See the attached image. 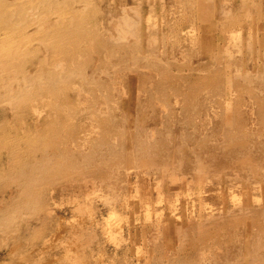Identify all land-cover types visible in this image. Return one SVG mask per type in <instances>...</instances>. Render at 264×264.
I'll return each instance as SVG.
<instances>
[{
	"label": "rangeland",
	"instance_id": "rangeland-1",
	"mask_svg": "<svg viewBox=\"0 0 264 264\" xmlns=\"http://www.w3.org/2000/svg\"><path fill=\"white\" fill-rule=\"evenodd\" d=\"M0 264H264V0H0Z\"/></svg>",
	"mask_w": 264,
	"mask_h": 264
},
{
	"label": "bare ground",
	"instance_id": "bare-ground-1",
	"mask_svg": "<svg viewBox=\"0 0 264 264\" xmlns=\"http://www.w3.org/2000/svg\"><path fill=\"white\" fill-rule=\"evenodd\" d=\"M102 38V37H101Z\"/></svg>",
	"mask_w": 264,
	"mask_h": 264
}]
</instances>
